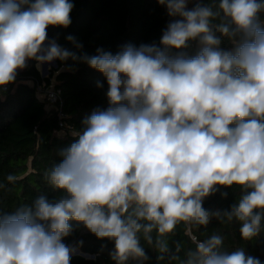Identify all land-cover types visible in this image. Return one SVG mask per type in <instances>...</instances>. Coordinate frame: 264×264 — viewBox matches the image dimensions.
<instances>
[{
  "label": "clouds",
  "instance_id": "clouds-1",
  "mask_svg": "<svg viewBox=\"0 0 264 264\" xmlns=\"http://www.w3.org/2000/svg\"><path fill=\"white\" fill-rule=\"evenodd\" d=\"M158 3L177 18L159 46L126 44L115 54L97 49L78 57L47 32L70 26L71 0H0V88L29 60L39 67L79 59L108 85V106L82 120L60 162L44 173L62 194L0 214V264H70V221L112 241L115 264L148 260L141 239L173 264H262L243 248L227 250L219 232L205 239L195 233L214 217L239 222L246 241L264 227V0ZM223 38L231 48L221 47ZM191 41L199 45L195 55L186 51ZM5 179L0 192L18 177ZM234 185L241 195L228 210L203 207L217 186ZM178 227L192 233V247H170Z\"/></svg>",
  "mask_w": 264,
  "mask_h": 264
},
{
  "label": "trees",
  "instance_id": "trees-1",
  "mask_svg": "<svg viewBox=\"0 0 264 264\" xmlns=\"http://www.w3.org/2000/svg\"><path fill=\"white\" fill-rule=\"evenodd\" d=\"M74 8L71 12V24L67 28L49 26L48 38L56 40L62 47L78 57L96 55L97 49L117 53L122 46L132 44L160 45L163 30L173 18L167 14L158 0H71ZM196 3L218 5L219 0H190L189 8ZM264 24V11L259 13ZM73 36L82 45L76 47L66 37ZM222 48L232 47L227 38L222 40ZM199 45L191 41L186 50L195 55ZM175 51V50H174ZM49 77L43 78L35 60H29L27 66L16 77L14 83L0 88V183H7L6 176L18 177L15 184L0 192V214L14 212L22 206H32L34 201L45 196L49 200L58 198L62 193L53 189L44 179V173L59 163V151L74 142V131L82 128V120L96 108L108 106L106 98L107 82L102 73L92 69L82 60H57ZM45 82L54 85L60 91L59 108L63 117L55 108L39 98L35 86L28 83ZM98 82L103 87H98ZM62 124V125H61ZM218 191L203 201V207L211 211L228 210L241 195L237 186L225 188L217 186ZM227 193L222 196L221 193ZM72 231L64 238V243L77 248L82 254L93 259L72 255L70 264H115L110 253L114 244L108 239H98L82 223L70 221ZM264 224V221H262ZM239 222H224L212 218L206 227H201L195 235L205 239L219 232L224 236V246L229 251L243 248L248 255L259 258L264 264V227L252 240H243ZM178 227L175 235L169 236L170 247L179 241L186 250L192 247L190 236ZM145 249L146 261L130 260L128 264H173L167 257L158 260V252L141 239ZM181 258L184 252L179 253Z\"/></svg>",
  "mask_w": 264,
  "mask_h": 264
},
{
  "label": "built area",
  "instance_id": "built-area-1",
  "mask_svg": "<svg viewBox=\"0 0 264 264\" xmlns=\"http://www.w3.org/2000/svg\"><path fill=\"white\" fill-rule=\"evenodd\" d=\"M28 83L36 87L39 98L43 101H46L50 108H55V110H57L58 112L60 111L58 105L60 101V91L55 88L53 82H51V85L48 86L45 82L39 83L35 82L33 79H29ZM59 116L63 117V113L61 111L59 113Z\"/></svg>",
  "mask_w": 264,
  "mask_h": 264
},
{
  "label": "water",
  "instance_id": "water-1",
  "mask_svg": "<svg viewBox=\"0 0 264 264\" xmlns=\"http://www.w3.org/2000/svg\"><path fill=\"white\" fill-rule=\"evenodd\" d=\"M52 65L56 68L57 67V63L56 61L52 62ZM48 73V70L47 68L44 69L43 73H42V76L45 77ZM75 251H74V254L72 255H78V256H82V257H85V258H90V259H93L94 257L93 256H90V255H85V254H82L77 248H74Z\"/></svg>",
  "mask_w": 264,
  "mask_h": 264
},
{
  "label": "rangeland",
  "instance_id": "rangeland-1",
  "mask_svg": "<svg viewBox=\"0 0 264 264\" xmlns=\"http://www.w3.org/2000/svg\"><path fill=\"white\" fill-rule=\"evenodd\" d=\"M56 61H57V60H56ZM27 63H28V61H27ZM36 67H37V69L39 70V72L41 73V75H42L44 69L47 68L48 73H47V75L45 76V78L49 77L51 71L55 68V67L52 65V63H51V64H44V65H42V67H38V66L36 65ZM22 70H23V69H22ZM22 70H18V72H20V71H22ZM51 82L54 83V79H53Z\"/></svg>",
  "mask_w": 264,
  "mask_h": 264
},
{
  "label": "bare ground",
  "instance_id": "bare-ground-1",
  "mask_svg": "<svg viewBox=\"0 0 264 264\" xmlns=\"http://www.w3.org/2000/svg\"><path fill=\"white\" fill-rule=\"evenodd\" d=\"M38 66V65H37ZM39 67H42V65L41 66H39Z\"/></svg>",
  "mask_w": 264,
  "mask_h": 264
}]
</instances>
